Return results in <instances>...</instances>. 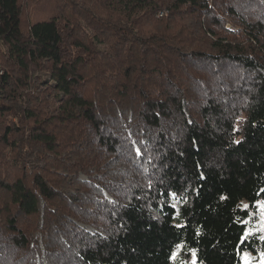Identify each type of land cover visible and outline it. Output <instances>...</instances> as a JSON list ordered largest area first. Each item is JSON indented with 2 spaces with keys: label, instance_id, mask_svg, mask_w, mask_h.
<instances>
[{
  "label": "trees",
  "instance_id": "16d2710c",
  "mask_svg": "<svg viewBox=\"0 0 264 264\" xmlns=\"http://www.w3.org/2000/svg\"><path fill=\"white\" fill-rule=\"evenodd\" d=\"M260 205L264 0H0V264H254Z\"/></svg>",
  "mask_w": 264,
  "mask_h": 264
},
{
  "label": "rangeland",
  "instance_id": "374dc122",
  "mask_svg": "<svg viewBox=\"0 0 264 264\" xmlns=\"http://www.w3.org/2000/svg\"><path fill=\"white\" fill-rule=\"evenodd\" d=\"M53 4L48 2V5H46L47 11L50 12ZM41 16V15H40ZM260 232L259 237H264V213L262 211L261 205L258 206V214L255 216L253 219L251 218H246L245 219V234L247 235L249 232ZM242 260L245 263H249L250 261L252 262L249 253L243 252L242 253ZM254 264H264V251L262 254L258 256L257 261Z\"/></svg>",
  "mask_w": 264,
  "mask_h": 264
},
{
  "label": "snow or ice",
  "instance_id": "6c2138e0",
  "mask_svg": "<svg viewBox=\"0 0 264 264\" xmlns=\"http://www.w3.org/2000/svg\"><path fill=\"white\" fill-rule=\"evenodd\" d=\"M245 239H246V237L242 238V240H245ZM261 239H264V237H261ZM193 264H195V262H193ZM245 264H247V261H245Z\"/></svg>",
  "mask_w": 264,
  "mask_h": 264
}]
</instances>
